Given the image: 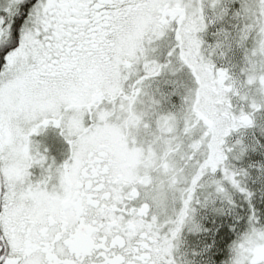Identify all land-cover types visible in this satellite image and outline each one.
I'll return each mask as SVG.
<instances>
[{"label": "snow or ice", "instance_id": "obj_1", "mask_svg": "<svg viewBox=\"0 0 264 264\" xmlns=\"http://www.w3.org/2000/svg\"><path fill=\"white\" fill-rule=\"evenodd\" d=\"M0 264H264V0H0Z\"/></svg>", "mask_w": 264, "mask_h": 264}]
</instances>
